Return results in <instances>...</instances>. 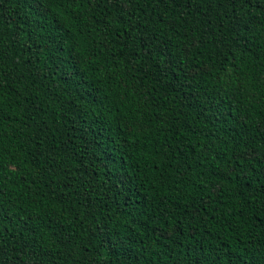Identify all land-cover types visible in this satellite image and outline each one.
Segmentation results:
<instances>
[{"label": "trees", "instance_id": "16d2710c", "mask_svg": "<svg viewBox=\"0 0 264 264\" xmlns=\"http://www.w3.org/2000/svg\"><path fill=\"white\" fill-rule=\"evenodd\" d=\"M231 15L0 0V239L20 260L264 264V4Z\"/></svg>", "mask_w": 264, "mask_h": 264}, {"label": "snow or ice", "instance_id": "6c2138e0", "mask_svg": "<svg viewBox=\"0 0 264 264\" xmlns=\"http://www.w3.org/2000/svg\"><path fill=\"white\" fill-rule=\"evenodd\" d=\"M87 2L91 4L93 3V0H87ZM137 2L138 0H95V3L102 4L105 8L109 4H112L118 9H127L128 7H130L131 5ZM178 2L179 0H157V3H159L161 6L165 8L168 7L169 5H174ZM197 2L200 4L207 3L208 6H211L213 3H215L220 8H224L226 14H227V10L231 9L232 15L230 16V20L234 21V28H233L234 31H239L248 28L249 24L255 21L254 17L245 19L244 13L246 10L264 4V0H197ZM184 3L188 4L189 7L192 6V0H184ZM122 18L123 16L121 14L120 16L113 17V20L119 23V21ZM100 23L104 24L105 27L111 29L113 21L108 20L107 17H105L104 20L100 21ZM121 38H123V36ZM105 47H107L106 44ZM160 51L162 53H167L168 50L166 48H161ZM2 63H3V56L0 55V81H2L4 75L7 74L6 70L3 69ZM175 64H176V60L171 55H169V67H172ZM204 70L207 71V69ZM191 71L194 78L198 69H192ZM238 87L239 89H244L246 85L242 82ZM0 88H2V84H0ZM209 147H214V146H209ZM255 155H256V151L254 145L252 146L251 151H249L248 148H241L235 162L234 163L230 162L232 163V166L228 168L227 172L223 169H219L217 170V172L221 177H224L229 173L236 172L237 166L243 165L246 159L247 160L254 159ZM214 190L220 191L221 189H219V186H217V188ZM261 210L264 211V208H262ZM7 211L8 209L5 207V201L3 199V185H0V220L10 219L9 216L5 215ZM27 223L28 221H25V224ZM159 227L163 229L164 226L160 225ZM25 230L27 231L28 229ZM160 235L164 239L172 238L171 233H168L166 235L163 230L161 231ZM0 236H2V233H0ZM23 247L27 249H33V254H35V244L28 243L26 245H23ZM17 251L18 250L15 247V245H6V243L2 239H0V264H17V261H19V264H27V261H23L19 259V257L17 256ZM85 251H87V249H85ZM25 255H29V253L25 252ZM39 255H41L42 257L50 256L52 255V253L41 249ZM129 255L131 256V264H138L139 261L138 254L134 252H130ZM100 264H104V262L101 261Z\"/></svg>", "mask_w": 264, "mask_h": 264}]
</instances>
